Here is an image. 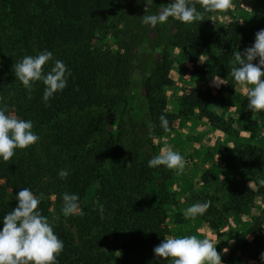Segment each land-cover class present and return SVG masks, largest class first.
Here are the masks:
<instances>
[{
	"label": "trees",
	"instance_id": "obj_1",
	"mask_svg": "<svg viewBox=\"0 0 264 264\" xmlns=\"http://www.w3.org/2000/svg\"><path fill=\"white\" fill-rule=\"evenodd\" d=\"M165 2L169 0H154L149 13ZM145 7L144 0H0V107L31 120L39 136L29 148L15 150L8 162L0 160V219L17 206L21 188L43 193L38 210L64 244L57 264H170L156 259L153 249L172 233L169 219L180 221L179 215L170 214L179 203L172 189L173 171L150 168L147 162L157 155L153 137L161 139L177 118L188 120L197 114L229 135L234 144L220 145L219 156L259 184L254 192L229 177L221 183L227 195L224 204L217 206L214 197H203L201 203L211 201L205 214L214 228L224 215L243 212L264 194V139L259 145L237 143L238 130L231 118H224L234 107L237 125L253 126L247 96L237 92L230 75L231 61L233 53L253 44L256 32L264 29L263 18L253 25L221 24L214 20L217 13L204 12L197 3L200 20L185 25L170 18L155 29L142 25L130 40H121L129 31H121L120 24L130 17L141 21ZM93 23L103 35L116 38L118 51L92 49ZM145 41L143 49L138 47ZM169 47L184 50L193 63L213 49L214 64L199 73L209 79L221 77L226 84L217 90L192 88L181 98L178 113L168 112L164 90L174 84L169 78ZM44 50L71 72L67 87L47 105L43 83L35 82L29 93L13 71L16 61ZM52 66L50 61L44 71ZM136 110L147 112L148 128L141 127ZM162 114L169 121L168 131L160 126ZM255 116L264 119V112ZM128 149L132 163L126 157ZM61 169L69 171L66 179L58 177ZM214 180L215 174L201 177L204 184ZM65 192L79 196L82 214L62 215ZM98 203L104 205L103 218ZM249 232V256L259 261L264 251L261 218Z\"/></svg>",
	"mask_w": 264,
	"mask_h": 264
},
{
	"label": "clouds",
	"instance_id": "obj_2",
	"mask_svg": "<svg viewBox=\"0 0 264 264\" xmlns=\"http://www.w3.org/2000/svg\"><path fill=\"white\" fill-rule=\"evenodd\" d=\"M145 15L141 17L143 25L153 29L164 25L169 19L185 25L200 20L202 13L197 10V3L207 13H219L232 7V0H169L161 5L156 13H149L154 0H144ZM202 57V55H201ZM234 65L230 75L242 94L247 96V108L253 116L264 112V29L255 34V40L243 52L233 53ZM53 66L44 71L49 62ZM254 61L256 63H254ZM13 71L23 87L30 93L35 82L44 85L43 101L47 105L50 98L62 92L68 84L71 72L63 61L53 59V53L48 50L37 55H25L13 66ZM221 77L212 76L209 86L219 88L223 85ZM160 126L169 130V121L165 115L159 117ZM33 122L19 118L6 107H0V160L8 162L17 149H27L39 141V136L33 131ZM264 135V133H261ZM153 137V142H155ZM148 167L164 166L183 173L185 160L179 151L166 145L158 155L148 160ZM129 164L128 166H130ZM69 175L67 169L58 172L60 179ZM43 193L35 194L30 188H21L15 199L17 206L5 214L0 223V264H57V256L63 251V241L55 234L53 224L47 216L41 214L38 205ZM79 196L65 192L62 195L61 213L64 217L82 214ZM211 201L197 202L187 207L183 216L185 219H195L203 215L210 207ZM98 211L103 218L104 205L98 203ZM227 248L222 250L226 253ZM156 259L170 260V264H222L221 255L216 245L209 238H198L196 235H168L153 249ZM260 264H264V251L259 256Z\"/></svg>",
	"mask_w": 264,
	"mask_h": 264
},
{
	"label": "crops",
	"instance_id": "obj_3",
	"mask_svg": "<svg viewBox=\"0 0 264 264\" xmlns=\"http://www.w3.org/2000/svg\"><path fill=\"white\" fill-rule=\"evenodd\" d=\"M252 2L258 3V0H252ZM241 6L245 8L244 10H236L238 17H254V9L257 5H253L251 9H246L247 5H244V3ZM227 12L230 13L231 11L228 10ZM206 53L207 51H205ZM198 64H200V61L197 62ZM170 76L176 90H172L171 95L167 97V110L171 101L170 108L176 114L180 109L181 98L189 92L187 89L210 87L211 79L203 75H187V79L183 78L182 80L179 78L180 75ZM219 88L214 89L217 90ZM189 132L194 133L191 137L192 146L188 145L189 148H187ZM238 132L237 143L260 144L262 135L254 133L253 127L238 126ZM167 135L170 136H164L158 142L162 147L168 145L173 150L179 151L185 160L183 173L177 174L175 170H172L174 177L172 187L179 203L170 211V214L179 215L180 221L175 222L173 217L169 219H172V222L168 221V226L172 230L170 235H196L201 239L209 238L216 245L218 253H222V250L227 248L228 251L221 255L222 264H260V261L254 260L249 256V251L253 246V236L249 230L257 218H261L264 226V194L257 197L254 203L243 212L224 215L223 222L216 228L211 224L212 218L205 213L197 216L194 220L185 219L183 216V212L187 207L197 202L201 203L203 197H214V204H217V206L224 204L227 200V195L223 192L221 183L229 177L235 182L245 183L252 191L257 192L259 184L253 177H244L238 169L233 170L232 165L226 163L218 154L220 145L226 144L223 142H229L231 146L234 142L225 133L214 129L207 120L197 117V115L188 120L177 118ZM220 137L221 139H219ZM205 149L211 153L209 155L204 154L203 150ZM208 159L213 162L208 163ZM199 161L202 162V165L198 166ZM205 173L215 174L216 180L211 181L209 184L202 183L201 177ZM194 179L196 181L200 180V182L193 183ZM217 198H219V201L216 202Z\"/></svg>",
	"mask_w": 264,
	"mask_h": 264
},
{
	"label": "rangeland",
	"instance_id": "obj_4",
	"mask_svg": "<svg viewBox=\"0 0 264 264\" xmlns=\"http://www.w3.org/2000/svg\"><path fill=\"white\" fill-rule=\"evenodd\" d=\"M167 3L168 2H165L164 5H166ZM243 3H244V5H247L246 9H251V7L253 5H255V6L257 5L256 8L254 9V17H251V16H248V17L247 16H243V17L240 16V17H238V15L236 14V10H244L245 7L243 8L241 6ZM228 10H230L231 12L228 13L227 12ZM157 11H158V9L154 12H151L150 14L156 13ZM260 18H263V20H264V0H258V3H255V2L253 3L252 0H232V7H230L229 9H227L223 12L217 13L216 16L214 17V20L218 21L221 24H226V23L235 21V22H238V23L244 24V25H253V23H256L258 21V19H260ZM142 25L143 24L141 21H134L132 17H130V20H126L125 23L120 24L119 28L121 29V31H124V30L129 31L127 36L126 35L121 36L122 37L121 40H124L125 42L130 40L132 38V36H135L139 32L140 27ZM99 27H100L99 25L96 26V24L93 23L92 26L89 28V31L92 32V35L95 37V39L93 40L92 49H100L101 51L109 50L112 52L118 51L119 47L117 45V41L115 40L116 38L115 37L113 38V36L111 34L103 35V33L99 31ZM152 30L149 32V34L151 37H154V33L152 32ZM146 44H147V42L145 41V42H143V44L139 45L138 47L143 49V47H145ZM206 51H207V53L205 54V52H204V54L202 55V59L198 60V62L200 61V64L197 65V63H193V62H190L188 60L187 54L184 50L169 47L168 52H169V59L171 61V71L169 72V78L171 79L170 75H180L179 78L181 80L183 78L187 79L186 78L187 75H200L199 72L202 69H204V68L207 69V68L211 67L212 64L214 63V60H215V52L211 48H208ZM186 82H188V80H186ZM233 82H234V80H233ZM225 84H226V82H225ZM191 85H196V84H191ZM172 90H176L174 84L169 88H165L164 92H165V96H166V102H168L167 97L169 95H171ZM187 90L190 91V89H187ZM236 90L241 96H246V95L242 94L239 87H237V86H236ZM170 102H169V108L167 110L168 112H172V108H170V106H171ZM135 113H141V118H140L141 127L148 128V121L146 119V113L147 112L144 110H141V111L136 110ZM224 116H226L225 117L226 120H229V118H231L232 119L231 123L233 125V129L238 130V126L236 124L237 117H238L236 108H234V107L230 108L227 112L224 113ZM197 117H198V115H197ZM250 127H253L254 133H259V134L264 133V119L260 118L258 116H253V126H250ZM169 131L164 136H166V137L170 136V135H167V134H169ZM193 133L194 132H191V133L189 132L188 141H187L189 144H186V146H188V145L190 147L192 146L191 137H192ZM164 136H162V137H164ZM226 136L230 139L229 135L226 134ZM194 139L197 140L196 138H194ZM219 139H221V137ZM262 139H264V135H262ZM158 141L159 140L155 141V143L157 145V155L159 154L160 149L162 148L161 144ZM223 143H226L224 145L231 146L229 142H223ZM221 145H223V144H221ZM189 146L187 148H189ZM126 151H127L126 157L130 158V163H132V161H131L132 152L129 149ZM203 153L206 155L207 154L209 155L211 152H208V150L205 149V150H203ZM208 160H209L208 163L213 162L211 159H208ZM197 165L198 166L202 165V162L199 161V163ZM233 170H235V168H233ZM199 182H200V180L199 181H196L195 179L193 180V183H199ZM172 189H173V187H172ZM51 201L53 203V205L51 207V211L53 212L54 211L55 198H52ZM169 222H172V219L169 220ZM106 247L110 248L109 242L106 243ZM110 264H117V263L112 262Z\"/></svg>",
	"mask_w": 264,
	"mask_h": 264
}]
</instances>
